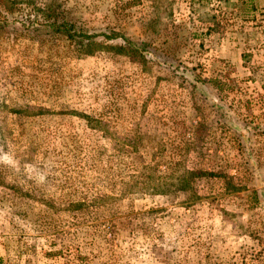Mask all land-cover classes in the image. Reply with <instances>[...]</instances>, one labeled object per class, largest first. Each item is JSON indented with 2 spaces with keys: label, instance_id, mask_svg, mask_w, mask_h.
<instances>
[{
  "label": "rangeland",
  "instance_id": "obj_1",
  "mask_svg": "<svg viewBox=\"0 0 264 264\" xmlns=\"http://www.w3.org/2000/svg\"><path fill=\"white\" fill-rule=\"evenodd\" d=\"M0 264H264V0H0Z\"/></svg>",
  "mask_w": 264,
  "mask_h": 264
},
{
  "label": "trees",
  "instance_id": "obj_2",
  "mask_svg": "<svg viewBox=\"0 0 264 264\" xmlns=\"http://www.w3.org/2000/svg\"><path fill=\"white\" fill-rule=\"evenodd\" d=\"M29 32H34L38 34H47V33H61L64 35L71 43L75 44L79 48H86L85 52H91L92 49H90L89 46L93 44V37L98 36L102 33H86L82 31L81 29H76L73 22L67 19L59 18L56 13H47L44 18H42L41 23L37 22ZM108 36V35H107ZM110 37V36H109ZM118 37L121 41L118 45L114 46L113 48H117V52H127L129 51L132 46L133 42L130 41V39L124 37L121 34L114 33L112 34V38ZM216 85L217 82L214 80ZM212 83V84H213ZM202 173L203 171H190L189 175H197L199 173Z\"/></svg>",
  "mask_w": 264,
  "mask_h": 264
}]
</instances>
